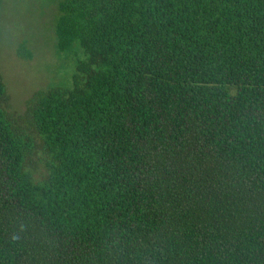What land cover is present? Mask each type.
Masks as SVG:
<instances>
[{"label":"trees","instance_id":"obj_1","mask_svg":"<svg viewBox=\"0 0 264 264\" xmlns=\"http://www.w3.org/2000/svg\"><path fill=\"white\" fill-rule=\"evenodd\" d=\"M57 12L72 86L0 75V264H264V0Z\"/></svg>","mask_w":264,"mask_h":264},{"label":"rangeland","instance_id":"obj_2","mask_svg":"<svg viewBox=\"0 0 264 264\" xmlns=\"http://www.w3.org/2000/svg\"><path fill=\"white\" fill-rule=\"evenodd\" d=\"M59 0H0V75L10 110L25 115L31 96L49 86L71 87L76 64L84 59L75 47L55 49Z\"/></svg>","mask_w":264,"mask_h":264}]
</instances>
